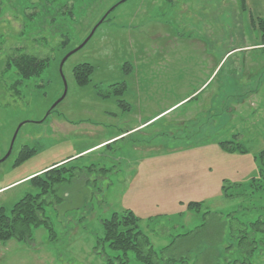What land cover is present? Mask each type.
Returning <instances> with one entry per match:
<instances>
[{
	"label": "rangeland",
	"instance_id": "1",
	"mask_svg": "<svg viewBox=\"0 0 264 264\" xmlns=\"http://www.w3.org/2000/svg\"><path fill=\"white\" fill-rule=\"evenodd\" d=\"M248 3L0 0V208L53 164L75 169L43 203L51 232L0 242V264H142L102 243V222L127 211L161 264H264L251 227L264 222V43L251 24L264 14ZM14 49L47 67L23 80ZM23 147L36 152L14 165Z\"/></svg>",
	"mask_w": 264,
	"mask_h": 264
},
{
	"label": "trees",
	"instance_id": "2",
	"mask_svg": "<svg viewBox=\"0 0 264 264\" xmlns=\"http://www.w3.org/2000/svg\"><path fill=\"white\" fill-rule=\"evenodd\" d=\"M255 22L251 19V24L254 23L264 43V18H257ZM17 52L19 51L14 49L13 55L16 56L9 60L8 66H15L23 80L37 77L48 65L47 58L39 59L35 56L23 55L24 53ZM91 72L92 67L87 63L75 66L72 74L76 84L80 87L87 85ZM35 152L34 148L23 147L18 153L14 165L28 159ZM260 156L264 157V151L260 153ZM60 163L62 162L55 163L47 168L48 170L30 178L31 187L37 192L25 194L13 205L9 214L5 212V209L0 208V242H7L11 239L17 241L29 240L31 230L40 226L51 232L48 220L43 214L45 198L54 196L56 187L71 183L75 177V169L65 167L68 162ZM263 170V168L260 169L262 172ZM194 206H200V204L189 203L187 207L192 209ZM124 215L122 213L119 218L117 214H113L112 217L102 222V243L107 244L111 250L121 251L125 260L126 253L133 252L136 260L142 264H161L156 261L155 251L147 236L138 230L137 217L131 211L124 212ZM251 227L255 231L261 230L264 232V222L254 223ZM253 251L254 247H252ZM115 259L121 264V257ZM105 264H116V261L107 257Z\"/></svg>",
	"mask_w": 264,
	"mask_h": 264
},
{
	"label": "water",
	"instance_id": "3",
	"mask_svg": "<svg viewBox=\"0 0 264 264\" xmlns=\"http://www.w3.org/2000/svg\"><path fill=\"white\" fill-rule=\"evenodd\" d=\"M113 9V8H112ZM111 11V10H110ZM109 11V12H110ZM108 14V13H107ZM106 14V15H107ZM105 15V16H106ZM105 16L97 23V25L94 27V29L92 30V32L90 33V35L88 36V38L85 40V42L84 43H82V45L78 48V49H81L83 46H84V44L91 38V36L93 35V33H94V31H95V29L104 21V19H105ZM78 49H75L74 51H72L71 53H69L67 56H65V58L62 60V62H61V64H60V68L62 67V65H63V63L67 60V58L72 54V53H74V52H76ZM64 97H65V92H64V94L61 96V98L52 106V108H54L57 104H59L63 99H64ZM10 154V150H9V152L7 153V155L5 156V159L8 157V155ZM4 159V160H5Z\"/></svg>",
	"mask_w": 264,
	"mask_h": 264
},
{
	"label": "crops",
	"instance_id": "4",
	"mask_svg": "<svg viewBox=\"0 0 264 264\" xmlns=\"http://www.w3.org/2000/svg\"><path fill=\"white\" fill-rule=\"evenodd\" d=\"M246 1H249V7H252L257 14H264V0H245V2ZM254 11L252 10V13Z\"/></svg>",
	"mask_w": 264,
	"mask_h": 264
}]
</instances>
